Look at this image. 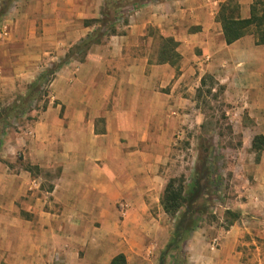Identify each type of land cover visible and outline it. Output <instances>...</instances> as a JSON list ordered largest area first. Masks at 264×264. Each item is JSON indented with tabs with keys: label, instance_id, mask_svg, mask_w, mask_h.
I'll return each instance as SVG.
<instances>
[{
	"label": "crops",
	"instance_id": "1",
	"mask_svg": "<svg viewBox=\"0 0 264 264\" xmlns=\"http://www.w3.org/2000/svg\"><path fill=\"white\" fill-rule=\"evenodd\" d=\"M104 1H6L0 94L21 95L62 59L44 109L0 138V264H109L117 254L152 264L170 235L159 198L172 147L192 115L197 123L191 77L241 82L237 96L264 117V45L251 32L225 44L216 21L222 6L228 19H247L252 0H124L114 33L101 29L80 59L65 58L96 30L85 22L100 18ZM153 36L176 44L173 65L158 61ZM256 170L240 191L261 197L264 169ZM251 223L190 232L186 263L264 264V220ZM155 240L163 247L149 249Z\"/></svg>",
	"mask_w": 264,
	"mask_h": 264
},
{
	"label": "rangeland",
	"instance_id": "2",
	"mask_svg": "<svg viewBox=\"0 0 264 264\" xmlns=\"http://www.w3.org/2000/svg\"><path fill=\"white\" fill-rule=\"evenodd\" d=\"M6 1L8 0H0V34L5 25L2 23L3 18H6V14L4 15ZM123 5L124 0L113 1L111 8ZM111 8L109 9L110 15ZM5 31L7 32L6 28ZM250 32L254 34L253 27L250 28ZM4 38L6 37H0V61L2 60V47L5 43ZM153 38L156 43L159 42L154 36ZM72 48L73 46L64 55L65 58L67 56L80 59L82 51L74 52ZM155 51L153 48L152 53L154 54ZM61 59L45 66L41 72H45L52 65L59 64ZM195 73L198 74V71L195 70ZM194 76L191 77L193 83L189 84L191 86L187 91L190 105L188 107L193 111L196 106L198 114L202 117L201 120L198 119L197 114V123H194L195 119L192 115L190 117L191 127H186L183 137L176 139V143L172 147L174 171L170 178L181 176L187 182L194 176L196 170L201 172L203 167L211 175L212 180L200 181L199 195L194 205L203 206L204 215L198 221L194 231L207 227H212L214 230L226 229L232 223L240 224L246 221L252 222L251 225L255 226L254 222L264 220V196L260 197L259 194L244 193L240 190L243 185L255 182L253 178L257 172L256 169H264V164L260 163V157L264 160V150L256 153L248 145V141L253 136L261 135L260 132L264 133V117L262 118L260 112L256 111L259 108L258 105L250 106L245 98L237 96L236 89L239 88V85H244L241 82L232 80L228 84H226L227 82L220 84L218 79L210 73L203 74L201 81L196 82V76ZM52 78L49 79L52 81ZM242 90L243 88L240 89V91ZM49 92L48 87V94ZM1 93L3 94H0V108L9 105L17 96L11 94L10 91ZM39 100L32 103L29 113L19 119L10 120L2 134L9 135L17 132V127H22L25 120L34 119L35 112L40 111L45 98L40 97ZM260 108H264L262 104ZM258 124L261 125L258 126ZM179 132L174 137L179 136ZM259 197L260 199H258ZM162 218L165 231L169 230L171 235L175 218L166 214ZM252 230L255 232L256 228H252ZM157 241H150L146 245L151 250L157 249L158 246L163 245L162 241ZM253 247L251 245V249ZM186 253L187 250H183L179 264H187ZM157 261L158 256H155L151 263L157 264ZM165 264H173V262L166 257Z\"/></svg>",
	"mask_w": 264,
	"mask_h": 264
},
{
	"label": "trees",
	"instance_id": "3",
	"mask_svg": "<svg viewBox=\"0 0 264 264\" xmlns=\"http://www.w3.org/2000/svg\"><path fill=\"white\" fill-rule=\"evenodd\" d=\"M114 0H105L104 7L100 12V18L86 21V24L97 23V28L88 34L72 49L82 51V56L88 47L99 42L103 34L101 29L108 31L109 34L114 33L110 24L116 16L119 6L112 7ZM111 8V15L109 9ZM216 21L219 22L223 41L230 44L242 36L250 32V28H254L255 45H264V0H252L250 5V14L247 19L231 20L226 17V7H220ZM159 48L157 50L158 61H168L173 65L176 61V54L173 52L176 44L171 38H159ZM73 51V50H72ZM71 52V51H70ZM59 64L52 65L45 72L38 75L25 88L24 93L15 97V100L9 105L0 108V138L2 133L9 124L10 120L19 119L21 116L31 111L33 102L39 100L40 97L45 98L41 109H44L46 98L48 95V87ZM40 101V100H39ZM250 149L254 152L264 150V138L261 135H255L250 142ZM211 179L208 170L203 167L202 171L196 170L194 176L187 182L183 177L170 178L164 185L162 194L159 198V204L164 214L175 218L171 235L164 245L163 250L158 256L157 264H165V258L168 257L173 264H179L180 256L183 253L184 245L188 239L190 232L197 227L198 221L204 215V208L201 205L195 206L194 203L199 195L200 181ZM109 264H126L122 254L115 255Z\"/></svg>",
	"mask_w": 264,
	"mask_h": 264
},
{
	"label": "built area",
	"instance_id": "4",
	"mask_svg": "<svg viewBox=\"0 0 264 264\" xmlns=\"http://www.w3.org/2000/svg\"><path fill=\"white\" fill-rule=\"evenodd\" d=\"M217 244H218V240H217V238H212L211 240H210V245L212 246V247H216L217 246Z\"/></svg>",
	"mask_w": 264,
	"mask_h": 264
}]
</instances>
